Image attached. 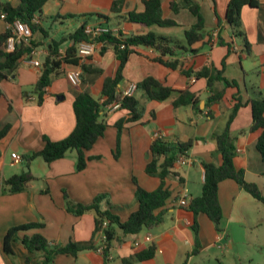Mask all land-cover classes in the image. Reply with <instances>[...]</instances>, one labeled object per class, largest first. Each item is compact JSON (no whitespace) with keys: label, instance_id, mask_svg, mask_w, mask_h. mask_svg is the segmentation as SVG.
<instances>
[{"label":"crops","instance_id":"crops-1","mask_svg":"<svg viewBox=\"0 0 264 264\" xmlns=\"http://www.w3.org/2000/svg\"><path fill=\"white\" fill-rule=\"evenodd\" d=\"M113 1L120 2L117 13L111 12ZM159 1L162 17L175 21L176 26L145 27L130 23L129 13L144 11L142 0H49L43 6L40 24L49 31L51 38L58 40L77 29L80 20L87 16L88 27H107L125 36L152 32L174 38L184 45V33L196 23V18L183 8L174 14L171 10L174 0ZM193 1L200 7L204 30L200 40L189 47L190 51L169 59L177 60L178 68L169 70L154 62L158 54L151 49L135 48L123 69L122 81L116 87V95L123 96L130 84L137 86L151 77L174 92L165 101L157 102L146 100L136 89L132 96L138 99L142 115L134 123L127 121L130 117L127 110L103 107L104 134L85 152L88 160L79 172L75 171V151L51 164L40 158L26 163L23 157L42 150L44 139L57 142L73 131L76 122L72 106L80 93H88L97 102L104 100V81L113 79L118 68L112 47L105 45L101 52L103 45L95 44L93 53L84 61L92 69L90 72L64 65L63 74L53 79L41 104H38L34 86L47 56L46 46L39 47L31 59L23 61L7 79L0 81V129L8 128L0 141V183L13 175L26 173V168L36 178L21 193H0V264H40L38 257L19 242L23 236L37 233L54 245L91 243L97 249L101 236L94 229V214L74 216L68 213L64 194L82 205L104 196L100 209H112L121 221H126L138 207L134 179L147 192L160 186L159 178L145 172L150 161L149 146L156 135L170 144L191 142L184 157L187 164H175L172 174L164 180V187L171 196L159 210L164 211L163 223L135 235H123L117 230L118 239L111 243V258L107 263L92 249L78 253L75 258L58 255L54 264H123L122 260L132 257L134 248L150 244L156 249L153 258L131 264H250L254 256L257 261L263 258L264 205L235 181L227 179L218 184L222 232L216 230L205 214H199L195 218L197 232L194 233V216L186 207L179 206V201L185 198L189 204L191 199L201 195L204 163L221 165L212 136L224 129L236 104L240 106L229 125L236 151L233 165L236 170L243 171L246 182L264 190V161L256 147L261 130L250 129L249 105L251 99H264V0H256L257 8L243 6L240 12V31L250 46L248 52L244 51L243 37L235 35L225 20L230 0ZM9 2L13 7L19 4V0ZM69 15L74 18L66 19ZM56 16L58 19L52 21ZM6 30L7 25L0 15V36ZM68 46L70 43L61 45L59 51L63 54ZM31 60L38 65H32ZM222 61H225L223 77L234 81L236 87L224 88L223 84L216 83L215 88L224 91L223 98L208 106L206 99L210 92L206 79L186 77L182 70L199 71L205 66L220 69ZM75 70L81 72V81L72 86L66 73ZM181 91L193 94L196 102L176 106ZM119 124L120 130L117 129ZM12 154L20 161L13 162ZM162 161L161 158L159 163ZM31 223H40L43 227L19 232L11 242L13 256L6 255L2 248L6 232ZM148 235L150 242L146 241ZM246 247L253 249V257L243 254L242 248Z\"/></svg>","mask_w":264,"mask_h":264},{"label":"trees","instance_id":"trees-1","mask_svg":"<svg viewBox=\"0 0 264 264\" xmlns=\"http://www.w3.org/2000/svg\"><path fill=\"white\" fill-rule=\"evenodd\" d=\"M49 0H19L17 7H13L9 0H0V15H3L7 30L0 36V81L7 79L8 75L13 73L23 61L31 59L37 49L46 46L47 56L45 57L43 66L40 68V75L34 86L37 93L38 104L43 102L46 95V89L51 85L54 78L63 74L64 65L78 66L82 72L92 71L81 57H78V47L83 43H100L102 44L101 52L105 49V45L111 46L118 61V68L113 79H106L102 88V96L104 100L97 102L88 93H80L73 102V113L75 117V127L73 131L63 140L52 142L44 139L45 145L39 152L24 156L26 163H30L36 158H40L44 163L52 162L63 158L68 152H76L75 171L79 172L86 166L88 158L85 156L94 143L103 136L106 123L102 116L103 107L111 103H120V108L128 111L130 123L137 122L141 118V108L138 99L134 96L116 95V87L122 81V72L129 59L135 53V48L151 49L158 54L154 62L175 70L179 64L177 60H169L180 52L190 51L189 47L200 40L202 37L203 19L200 14V7L193 0H174L171 3V10L174 14L179 8L188 10L191 15L196 18V23L184 33V45L174 38L158 35L148 32L144 35L125 36L122 33L117 35L103 34L92 39L87 33V19L85 16L80 20V24L73 32L62 35L58 40L50 37L47 29L40 24L42 20L43 6ZM144 11L142 13H129L127 20L130 23L140 24L145 27H173L176 22L166 20L162 17L161 5L159 0H142ZM120 2L113 1L111 12L117 13V6ZM243 6L257 8L256 0H230L225 20L227 24L234 30L235 35L243 37L244 51L250 49L244 33L240 31V12ZM101 17V16H100ZM106 19L105 16H102ZM66 19L74 18V16H66ZM62 18V19H65ZM76 18V17H75ZM52 21L58 19V16L51 18ZM15 22L26 24L32 33L31 41L28 44H20L15 47L11 53L5 52L6 39L12 34ZM49 40L46 42V40ZM45 42V43H44ZM70 43L62 54L59 51L61 45ZM220 45H223L221 42ZM168 58V60H164ZM225 61H222L221 68L216 69L213 66H205L199 71L182 70V74L186 77L194 76L197 79H206L207 89L210 95L206 99L209 106L214 103L221 102L224 91L215 88L216 83H221L224 88L236 87L234 81L229 82L223 77ZM137 90L143 93L148 101L162 102L169 98L174 92L172 89L164 86L162 82L154 78L148 77L136 86ZM196 102L194 95L188 91H181L176 106H186L189 103ZM239 102V101H237ZM175 105V104H174ZM249 105L252 113L251 130H261L260 137L256 147L264 161V99H251ZM239 104H236L229 116L226 126L220 133L212 136L215 141L217 152L221 156V165L203 164L204 183L202 192L199 197L190 200L187 210L194 216L192 229L197 232L196 216L205 214L215 225L218 232H222L220 223L222 219V211L218 202V184L221 181L230 179L235 181L238 186L251 195L254 199L264 205V190L259 189L255 184L248 183L244 179L243 171L234 168L233 160L236 151L230 137L229 125L233 120ZM120 124L117 129L120 130ZM8 131L7 127L0 129V141L5 137ZM191 142L166 143L161 137H156L149 146L150 161L147 163L145 172L148 176L157 177L160 180V186L153 192H147L141 189L134 179L136 186L135 201L138 207L133 211L126 221L113 212L112 209L101 210L100 202L104 196H98L95 200L87 205L72 202L66 194H64L65 209L74 216H81L84 213L92 212L94 214L96 233L102 232L105 235V249L102 252L104 263H107L111 243L118 239L117 230L123 235H135L142 230H152L163 223L164 211H159L169 200L171 194L164 187V180L170 174L175 164L186 156L187 150L190 148ZM163 159L161 163L160 159ZM36 181V178L28 171L19 175H13L0 183V193L18 194L23 192L28 184ZM109 206V205H108ZM106 225L103 227V224ZM43 225L40 223H31L27 225L10 228L3 238V252L8 256H13L11 242L15 240V236L21 231L31 229H40ZM20 244L28 252L38 257L40 264H54L58 255H68L73 258L78 253L86 250H97L91 243H73L70 242L65 246L54 245L48 242L41 234H33L31 236H23L19 240ZM155 246L150 244L147 247L139 246L134 248V254L128 259L122 260L123 264H131L133 262L148 260L153 258L155 254Z\"/></svg>","mask_w":264,"mask_h":264},{"label":"built area","instance_id":"built-area-1","mask_svg":"<svg viewBox=\"0 0 264 264\" xmlns=\"http://www.w3.org/2000/svg\"><path fill=\"white\" fill-rule=\"evenodd\" d=\"M87 33L89 34V36L92 39H95L98 36L103 35V34H109L110 33L113 35H117L118 31L107 28V27L95 26V27H88ZM31 38H32V33H31L30 28L24 23L15 22L13 25L12 34L6 39L5 52L11 53L14 51L16 46H18L20 44H28L31 41ZM95 44H96L95 42H90V43H83V44L79 45V47H78L79 57H81L82 59L89 57L94 51ZM30 63L34 66L38 65L37 62H35L34 60H31ZM66 79L70 85L77 86L80 84V81H81V72L78 70L69 71L66 73ZM135 91H136V85L130 84L128 86V89L123 93V96H132V94ZM108 107L112 110L118 109V108H120V103H116V102L111 103L108 105ZM156 137H158V135H156ZM11 158H12L13 162L17 163L20 161V158L17 157L15 154H12ZM179 163L181 165H185V164H187V160L185 158H182L179 160ZM187 205L188 204H187L185 198L181 199L179 201V206L187 207ZM105 225H106V223L103 224V227ZM99 234L101 236V245L97 248V253L101 255L103 250L105 249L106 238L102 232H100ZM146 241L147 242L151 241V238L149 235L146 237ZM110 258H111L110 255H108V260H110Z\"/></svg>","mask_w":264,"mask_h":264},{"label":"rangeland","instance_id":"rangeland-1","mask_svg":"<svg viewBox=\"0 0 264 264\" xmlns=\"http://www.w3.org/2000/svg\"><path fill=\"white\" fill-rule=\"evenodd\" d=\"M242 251H243V254L251 255L252 257L255 255L253 249L248 248V247L242 248ZM262 256H263V258H261V260H259V261H257L258 258L256 256H254V260L250 264H264L263 263L264 262V252H263ZM242 264H247V262L246 263L242 262Z\"/></svg>","mask_w":264,"mask_h":264},{"label":"water","instance_id":"water-1","mask_svg":"<svg viewBox=\"0 0 264 264\" xmlns=\"http://www.w3.org/2000/svg\"><path fill=\"white\" fill-rule=\"evenodd\" d=\"M27 171H28V169L26 168V169H25V172H27Z\"/></svg>","mask_w":264,"mask_h":264}]
</instances>
